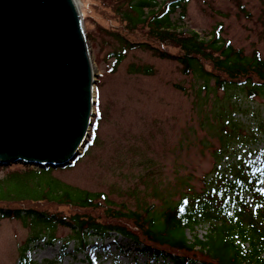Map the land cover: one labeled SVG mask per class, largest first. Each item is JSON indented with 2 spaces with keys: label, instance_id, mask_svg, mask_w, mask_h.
Wrapping results in <instances>:
<instances>
[{
  "label": "rangeland",
  "instance_id": "rangeland-1",
  "mask_svg": "<svg viewBox=\"0 0 264 264\" xmlns=\"http://www.w3.org/2000/svg\"><path fill=\"white\" fill-rule=\"evenodd\" d=\"M78 4L96 74L90 135L82 153L65 167L0 165V196L57 198L60 195L50 186L61 182L65 189L67 184L105 193L116 208L142 211L154 204L162 210L166 200L175 205L182 193L205 190L206 178L236 155H252L256 161L262 158L264 92L251 100L238 89H216L214 78L207 84L198 74L185 73L179 61L160 58L142 47L127 49L118 62L117 54L124 53L118 36L129 42L160 44L149 38L147 26L128 28L123 15L129 10L127 0H78ZM180 11L173 15L174 19ZM180 24L205 39H210L221 24L222 36L234 48L248 56L258 50L264 58V0H189ZM160 48L171 53L180 50L169 43ZM204 65L211 70L209 64ZM223 110L240 122L235 133H230L227 120L219 117ZM98 113L100 119L93 131ZM254 137L259 140L250 143ZM18 203L0 202V207L19 206ZM37 203L60 216L75 213V208L68 205ZM207 228L208 224L196 226L200 238L204 239ZM37 234L56 241L53 245L44 239L32 243ZM109 235H92L86 248L80 249L70 227H35L29 220L24 223L21 219L1 217L0 264H17L25 247L26 255L38 264H87L88 256L94 264L163 262L138 252L142 246L130 239L113 231ZM186 235L193 239L188 229ZM63 240L70 243L61 258Z\"/></svg>",
  "mask_w": 264,
  "mask_h": 264
},
{
  "label": "trees",
  "instance_id": "trees-1",
  "mask_svg": "<svg viewBox=\"0 0 264 264\" xmlns=\"http://www.w3.org/2000/svg\"><path fill=\"white\" fill-rule=\"evenodd\" d=\"M188 2L127 0L129 10L123 15L129 29L147 26L150 39L158 41L160 46L173 44L180 50L171 53L159 45L129 42L118 36L124 44V53L117 54V61L122 60L127 49L142 47L160 58L179 61L185 73H196L207 84L214 78L216 89H238L254 100L264 92V58L260 52L254 50L248 56L241 49L234 48L222 36L221 24L214 29L210 39L181 26ZM178 9L181 10L180 15L174 19L173 15ZM205 63L211 66L210 71L206 69ZM140 71L149 73L148 69L140 68ZM219 117L227 120L230 133L240 128V122L225 110L220 112ZM99 119L98 113L93 131L97 129ZM225 133L230 137L229 131ZM258 140L254 137L250 143ZM239 141L244 142L241 139ZM219 153L222 158V149ZM205 181V190L200 193H182L175 205L166 200L162 210L152 204L142 211L116 208L105 193L67 184L65 189V184L59 182L55 183L56 186H50L60 195L57 198L46 195L40 198L1 195L0 202H19V206L0 207V218L21 219L24 223L29 220L35 227H55L58 224L70 227L80 249L86 248L92 235L108 237L109 232L113 231L130 239L135 245H141L142 248H137L138 252L154 261L162 260L161 264H264V189L261 188L264 183V155L258 161L253 160L252 155L248 158L243 154L236 155L224 168L218 167ZM40 201L71 206L75 208V213L70 216L49 213L37 203ZM199 224H208L204 239L196 232ZM187 229L193 233L192 240L187 238ZM39 235L33 236L32 243L44 239ZM44 241L53 245L56 238ZM69 243L70 240H63L61 258L66 255ZM27 249H23L17 264H38L26 255ZM86 263L94 264V260L88 256Z\"/></svg>",
  "mask_w": 264,
  "mask_h": 264
},
{
  "label": "water",
  "instance_id": "water-1",
  "mask_svg": "<svg viewBox=\"0 0 264 264\" xmlns=\"http://www.w3.org/2000/svg\"><path fill=\"white\" fill-rule=\"evenodd\" d=\"M95 77L76 0H0V165L71 164L93 125Z\"/></svg>",
  "mask_w": 264,
  "mask_h": 264
},
{
  "label": "bare ground",
  "instance_id": "bare-ground-1",
  "mask_svg": "<svg viewBox=\"0 0 264 264\" xmlns=\"http://www.w3.org/2000/svg\"><path fill=\"white\" fill-rule=\"evenodd\" d=\"M76 1H77V3H78V0H76ZM93 67H94V65H93ZM94 93H95V89H94V86H93L92 94L94 95Z\"/></svg>",
  "mask_w": 264,
  "mask_h": 264
}]
</instances>
